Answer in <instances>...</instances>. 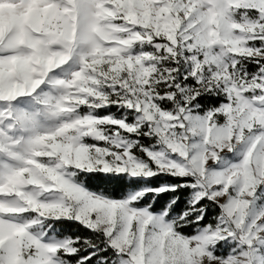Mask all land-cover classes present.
Segmentation results:
<instances>
[{"label": "snow or ice", "instance_id": "obj_1", "mask_svg": "<svg viewBox=\"0 0 264 264\" xmlns=\"http://www.w3.org/2000/svg\"><path fill=\"white\" fill-rule=\"evenodd\" d=\"M0 264H264V0H0Z\"/></svg>", "mask_w": 264, "mask_h": 264}, {"label": "trees", "instance_id": "obj_2", "mask_svg": "<svg viewBox=\"0 0 264 264\" xmlns=\"http://www.w3.org/2000/svg\"><path fill=\"white\" fill-rule=\"evenodd\" d=\"M204 103L205 104H214L215 101L205 100ZM163 182H175V181H171V180H168V181L154 180L153 181L154 185H158V184L163 183ZM88 185L90 188H92L94 190H98V189H102V188L107 189V190L111 191L114 195H118L124 188V184L122 182H118V181L108 182V181L104 180L102 177H91V178H89L88 179ZM175 195H179L181 197L180 208H183L184 207L183 201H184L185 197L187 196V193L181 191V192L176 193ZM172 196H173L172 193L162 194L159 198H157L154 207L159 208L161 205H163L169 199H171ZM217 211L218 210L215 208H210L205 223L211 221L213 219V217L217 214ZM56 227L58 230L63 231L65 234L86 235V233H84L83 230L80 229L77 224L72 223V222H64L62 224H57ZM183 231L186 234H190L193 231V229H192V227H186ZM223 251H224V254H226V250H223Z\"/></svg>", "mask_w": 264, "mask_h": 264}, {"label": "rangeland", "instance_id": "obj_3", "mask_svg": "<svg viewBox=\"0 0 264 264\" xmlns=\"http://www.w3.org/2000/svg\"><path fill=\"white\" fill-rule=\"evenodd\" d=\"M226 254H227V250H226Z\"/></svg>", "mask_w": 264, "mask_h": 264}]
</instances>
